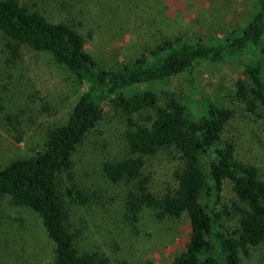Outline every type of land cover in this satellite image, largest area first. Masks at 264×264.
I'll return each mask as SVG.
<instances>
[{
    "label": "trees",
    "instance_id": "1",
    "mask_svg": "<svg viewBox=\"0 0 264 264\" xmlns=\"http://www.w3.org/2000/svg\"><path fill=\"white\" fill-rule=\"evenodd\" d=\"M253 7L249 22L222 38H165L131 62L102 67L77 26L50 20L19 0H0V31L14 55L23 46L46 52L77 79H87L67 120L49 129L43 150L0 168V198L41 218L53 243L49 264H112L104 253L77 246L59 192V178L72 169L79 144L110 107L121 116L127 153L105 161L103 172L120 185L128 217L136 220L148 207L160 220L188 219L186 243L172 264H245L257 249L264 259V177L253 163L238 159L234 144L223 136L228 125L246 117L258 125L264 148V0ZM243 59L234 108L201 98L198 68ZM179 75L189 84L188 101L169 93L162 102L151 85ZM5 118L9 125L20 124L13 114ZM168 148L181 159L173 173L177 186L158 197L143 175L144 156ZM75 195L87 199L81 191ZM0 259L5 261L0 264L21 262V257Z\"/></svg>",
    "mask_w": 264,
    "mask_h": 264
},
{
    "label": "rangeland",
    "instance_id": "2",
    "mask_svg": "<svg viewBox=\"0 0 264 264\" xmlns=\"http://www.w3.org/2000/svg\"><path fill=\"white\" fill-rule=\"evenodd\" d=\"M40 10L48 19L77 26L86 49L102 67L131 62L165 38H222L234 27L249 22L255 0H19ZM11 41L0 31V168L19 157L43 150L51 127L67 120L87 79L76 76L46 52L23 46L14 55ZM264 55V43L262 46ZM245 59L206 63L197 70V91L206 101L235 107V81ZM162 102L171 93L188 101L185 75L153 83ZM20 124L9 125L7 114ZM243 117V116H242ZM223 132L235 146L236 157L253 163L264 177V148L258 125L237 118ZM15 126V127H14ZM123 123L115 108H106L97 125L87 133L73 156L70 172L59 178V192L69 214L68 225L81 249L105 254L112 264H172L187 240L188 219L156 218L145 207L136 220L127 215L120 185L103 172L109 159L127 153ZM21 136V141L17 138ZM179 152L161 149L145 155L143 175L156 196L173 191V176L180 166ZM81 191L85 202L75 195ZM231 196V195H230ZM226 222V219H225ZM232 224L231 222H228ZM0 256L20 264H49L53 243L37 213L0 198ZM256 250L245 264H264ZM262 252V251H261ZM0 262H5L0 259ZM16 262V261H15Z\"/></svg>",
    "mask_w": 264,
    "mask_h": 264
}]
</instances>
